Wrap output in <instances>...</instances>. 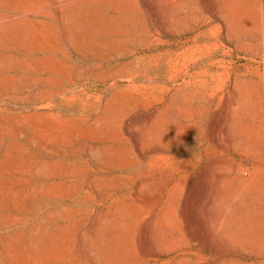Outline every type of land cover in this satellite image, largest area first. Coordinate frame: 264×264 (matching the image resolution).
<instances>
[{
  "label": "rangeland",
  "instance_id": "1",
  "mask_svg": "<svg viewBox=\"0 0 264 264\" xmlns=\"http://www.w3.org/2000/svg\"><path fill=\"white\" fill-rule=\"evenodd\" d=\"M230 2L0 0V264H264L163 226L264 190V0Z\"/></svg>",
  "mask_w": 264,
  "mask_h": 264
},
{
  "label": "bare ground",
  "instance_id": "2",
  "mask_svg": "<svg viewBox=\"0 0 264 264\" xmlns=\"http://www.w3.org/2000/svg\"><path fill=\"white\" fill-rule=\"evenodd\" d=\"M162 0H160L161 2ZM209 2V4L212 5L213 3V0H206ZM222 1V4L223 6L225 7V14L224 16L222 17L223 18V23L224 25L226 26V24H228L230 22V18L232 17V3L230 2V0H221ZM103 2V1H102ZM144 2V1H143ZM205 2V1H204ZM216 2V1H215ZM239 2V1H238ZM153 3V1H152ZM207 3V2H206ZM147 4V3H146ZM151 4V3H150ZM185 4V2H184ZM159 5V4H158ZM161 6V5H160ZM162 7V6H161ZM184 7V6H183ZM216 7V6H215ZM201 8V7H200ZM159 9V7H158ZM164 9V8H162ZM191 9V8H190ZM189 10V9H188ZM197 10V8H196ZM201 10V9H199ZM238 10V9H237ZM195 11V10H194ZM207 11H210L209 13H211V15L213 16H217L216 14V9L215 8H208ZM62 12V11H61ZM161 12V11H160ZM167 11H165L166 13ZM63 13V12H62ZM157 13V12H156ZM208 13V12H207ZM168 14V13H166ZM170 14V13H169ZM172 15V14H171ZM196 15V14H195ZM210 15V14H209ZM220 15V14H219ZM62 16V15H61ZM160 16V15H159ZM166 16V15H165ZM222 16V15H220ZM219 17V16H218ZM67 18V17H66ZM65 18V19H66ZM69 18V17H68ZM169 18V17H168ZM181 18V17H180ZM187 18V17H186ZM191 18H192V15H191ZM217 18V17H216ZM221 18V17H220ZM219 18V19H220ZM221 18V19H222ZM188 19H190L188 17ZM187 19V20H188ZM218 19V18H217ZM191 20H194V18H192ZM69 21V20H68ZM161 21V20H160ZM173 21V20H172ZM171 21V23H172ZM195 21V20H194ZM166 22V21H165ZM176 22V21H174ZM221 22V21H220ZM162 24V22H160ZM168 23V22H167ZM170 24V23H169ZM171 25V24H170ZM173 25V24H172ZM201 25V24H200ZM224 25H222L224 27ZM165 26V25H164ZM230 26V25H229ZM167 28V27H166ZM165 28V29H166ZM203 28V27H202ZM226 28V27H225ZM224 28V29H225ZM231 28V27H230ZM170 29V28H168ZM228 30V29H227ZM261 30V29H260ZM168 31V30H167ZM230 31H227L225 34L228 35L227 33H229ZM232 34V33H231ZM225 41V40H224ZM223 41V42H224ZM229 42V40L227 41ZM226 43V42H225ZM222 45V44H221ZM207 85V84H206ZM251 94V93H250ZM249 94V95H250ZM244 95V94H243ZM216 97V96H215ZM207 98V97H206ZM215 99V98H214ZM213 99V100H214ZM209 100V99H208ZM227 103V101H226ZM225 103V104H226ZM228 106H229V103H227ZM226 104V105H227ZM227 107V106H226ZM193 108H196L195 106ZM229 108V107H228ZM200 110V109H199ZM222 110V109H221ZM197 112H198V109H197ZM221 112V111H220ZM223 114L226 118H229V110L226 109L225 111H223ZM250 114V113H249ZM249 114H247L249 116ZM251 115V114H250ZM255 120V119H254ZM216 122V121H215ZM184 123V122H183ZM250 125V124H248ZM257 125V124H256ZM254 125L255 127H258ZM262 125V124H261ZM214 126L213 127V133L216 132L217 130V122L214 123ZM246 126V125H244ZM253 126V128H254ZM264 126V125H263ZM252 127V126H251ZM262 128V126H261ZM260 128V129H261ZM264 128V127H263ZM196 129V128H195ZM257 129V128H255ZM238 132V131H241V130H235L233 133L235 132ZM255 131V130H254ZM258 131V130H256ZM255 131V132H256ZM264 131V130H263ZM235 133V134H239L238 133ZM244 132V131H243ZM246 134V133H245ZM244 134V135H245ZM166 137L169 135V132H167V134H165ZM162 134V137L165 136ZM172 135V134H171ZM170 135V136H171ZM174 135V134H173ZM244 135H242V139L244 138ZM259 135V133H258ZM216 137V134L214 135ZM231 136V134H230ZM169 137V136H168ZM172 137V136H171ZM191 137V136H190ZM233 135L230 137L232 138ZM236 137V136H235ZM241 137V136H240ZM240 137H236L235 141L237 140V138H240ZM165 138V137H164ZM170 138V137H169ZM180 138V137H179ZM234 137L231 139L233 140ZM166 140V138H165ZM185 140V139H184ZM230 140V139H229ZM227 140L226 143H221L220 141L219 142H216V140H214L216 143H218L219 145H224L225 147H229L231 144V142L233 141H229ZM239 140V139H238ZM235 142L237 144H239V142ZM244 140V139H243ZM262 140V133L260 134V137L258 136V138L252 142H246V141H242L241 139L239 140L240 141V144L238 146L241 145V147H245L244 149L246 150V148H249V147H257V146H260L261 144V141ZM171 141V140H170ZM237 144H235L234 146H236ZM262 146V145H261ZM221 147V146H220ZM223 147V146H222ZM231 147V146H230ZM240 148V147H239ZM228 149V148H227ZM242 149V148H241ZM240 149V150H241ZM263 149V148H262ZM158 150V149H157ZM165 150V149H164ZM161 152V151H160ZM166 152V151H164ZM251 152V151H250ZM260 152V151H259ZM256 153V152H255ZM254 153V154H255ZM253 154V153H252ZM251 154V155H252ZM263 158V157H262ZM228 163V162H227ZM180 168V166H179ZM192 168V167H191ZM194 168V167H193ZM218 168V167H217ZM176 169V168H175ZM181 169V168H180ZM212 169V168H211ZM167 171V170H166ZM169 172V171H168ZM217 172V171H216ZM225 172V171H224ZM240 172V171H239ZM162 173V172H161ZM171 173V171H170ZM215 173V172H214ZM163 174V173H162ZM160 174V175H162ZM238 174V173H237ZM260 173H258L257 175H259ZM237 176V175H236ZM251 177V176H250ZM255 177V176H254ZM182 178V177H181ZM236 178V177H235ZM185 181H186V178H184ZM237 179V178H236ZM253 180V179H252ZM182 181V180H181ZM239 181V180H238ZM245 181V182H244ZM244 183L242 182H238L237 185L234 188V193H235V198L234 200L232 201V206H227L225 208V210L223 211H208V212H205L202 217L199 216L198 217H195V216H198V215H195L190 213L189 210L186 211V209L184 208H181L179 210L178 213H175L173 216L171 215L172 221L169 224L165 223L163 226H164V229L166 231H170V229L172 230H175V232H173V235H174V238L170 239L169 243L173 245L174 247V250L173 252L177 253V256L181 255L182 256V252H180L181 248H184L186 247L187 245L190 246V243L192 244H198V242L200 241V238L203 236L202 234L204 233V236L208 242V251H210V256L211 258H213L212 256L214 255V253L216 251H219L221 253H224V252H227L231 247L232 245H236L237 247H240V249H242L243 251L245 252H248V250L250 248H255V247H260L262 248L263 245H264V210L261 208V207H258L256 206V204L263 199L264 201V190H263V187H261L262 189V192H261V196H251L252 195V191L255 190L256 188H254V186L251 187L250 185V181L247 183V179H245ZM257 181H260V180H257ZM187 182V181H186ZM185 183V182H184ZM190 183V182H189ZM259 183V182H258ZM261 183V182H260ZM183 184V183H182ZM192 184V183H191ZM210 184H215V179L214 180H210ZM179 185L181 186V182L179 183ZM250 185V186H249ZM179 186V187H180ZM190 186V184H189ZM190 190V188L188 189V191ZM252 190V191H251ZM257 190V189H256ZM188 195L186 194V196L184 197L185 198H189L187 196H190L189 195V192L191 193V191H187L185 190ZM257 193V191H254ZM253 192V193H254ZM260 193V190L258 191ZM263 193V194H262ZM246 195L247 198V204L250 205V209H245L243 210L242 209V204L239 203L238 201V197L241 196V195ZM187 200V199H186ZM184 204V203H183ZM246 204V205H247ZM264 204V203H263ZM234 209V210H232ZM115 214V213H114ZM200 215V214H199ZM165 216V215H164ZM140 217V216H139ZM166 217V216H165ZM164 217V218H165ZM201 217V218H200ZM151 218V217H150ZM150 218H148L150 220ZM157 218V217H156ZM155 219V218H154ZM162 219V218H161ZM157 221V220H156ZM167 221V220H166ZM164 221V222H166ZM153 222V221H152ZM187 223V224H186ZM234 223V226H231V224ZM130 224V223H129ZM145 224V223H144ZM200 224H204V226H202L204 229V231L201 232V234L199 233V229H200ZM227 224V229L225 228V230L223 229V227ZM155 225H158L157 222L155 224V221L153 223H151V220L148 221V223H146L145 225H143L144 227V231L143 233L145 234L144 236H142V238H144V242L146 243L147 245V240H149L150 242V246L151 245V241L152 240V237L153 239L155 240V242L157 243L158 241V237H159V234L160 232L158 230H155V229H158L157 227H155ZM185 225H188L186 226L187 227V232H188V239L186 240V237H185V230H184V227ZM162 226V227H163ZM133 227V226H132ZM161 225H160V228L162 229ZM201 227V228H202ZM199 228V229H198ZM125 229V228H124ZM133 229V228H132ZM164 230V231H165ZM202 229H200L201 231ZM153 231V233H152ZM172 232V231H170ZM141 233V232H140ZM166 233V232H165ZM153 234V236L151 237V235ZM167 234V233H166ZM178 234V237L176 236ZM141 235V234H139ZM143 235V234H142ZM134 236V234H133ZM167 236V235H166ZM176 236V237H175ZM99 237V236H98ZM140 237V236H139ZM141 238V239H142ZM138 239V238H137ZM140 239V238H139ZM96 241V240H95ZM189 241V242H188ZM201 241H202V238H201ZM141 243L142 240L140 241ZM140 242L138 241L139 245H140ZM148 242V243H149ZM154 242V244L156 245V243ZM166 242V241H165ZM187 242V243H186ZM137 243V244H138ZM206 243V242H205ZM96 244V243H95ZM203 244V242H202ZM154 245V247H155ZM96 246V245H94ZM145 246V244H144ZM143 244H142V250H143ZM150 246L147 245L146 248H150ZM204 246H206L204 244ZM138 248V247H137ZM157 247H155V250L153 251L156 255H161L160 252H158V250L156 249ZM98 249V247H97ZM145 250V249H144ZM98 251V250H97ZM160 251V250H159ZM143 253V252H142ZM151 253V251H150ZM187 253V252H186ZM185 254V252L183 253ZM188 254L192 255V256H196L197 253L194 252V251H189ZM221 261V260H219ZM218 261V262H219ZM217 263V261H215ZM210 263V262H209ZM208 263V264H209ZM211 264H215V263H211Z\"/></svg>",
  "mask_w": 264,
  "mask_h": 264
}]
</instances>
